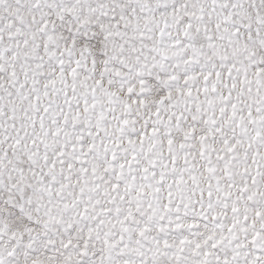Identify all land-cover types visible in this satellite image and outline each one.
I'll list each match as a JSON object with an SVG mask.
<instances>
[{
    "label": "snow or ice",
    "instance_id": "6c2138e0",
    "mask_svg": "<svg viewBox=\"0 0 264 264\" xmlns=\"http://www.w3.org/2000/svg\"><path fill=\"white\" fill-rule=\"evenodd\" d=\"M0 264H264V0H0Z\"/></svg>",
    "mask_w": 264,
    "mask_h": 264
}]
</instances>
